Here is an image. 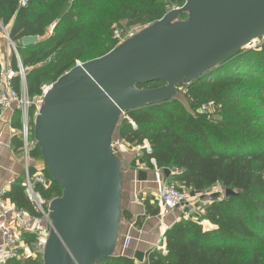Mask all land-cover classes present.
<instances>
[{"label":"trees","instance_id":"1","mask_svg":"<svg viewBox=\"0 0 264 264\" xmlns=\"http://www.w3.org/2000/svg\"><path fill=\"white\" fill-rule=\"evenodd\" d=\"M182 3L184 0H29L21 5L20 0H0V33L7 28L17 44L27 69V93L34 96L83 60L101 35L113 37L122 22L128 27H146L167 13V5ZM28 35H38L40 41L24 47L22 38ZM117 44L113 38L96 57ZM248 77L259 87H252ZM263 84L264 44L260 49L236 52L187 85L190 109L174 98L126 113L136 127L124 122L120 137L134 145L147 140L151 150L144 149L145 157L154 158L161 169L177 168L176 180L182 188L206 191L219 183L234 191L212 199L200 219L174 223L165 233L166 250L149 251L146 264H264V115L245 103L247 98L264 97ZM150 85L155 88L163 83L144 87ZM210 101L217 106L215 112H201V106ZM16 119L20 129L19 112ZM15 142L22 145L18 137ZM31 156L42 158L38 146ZM31 171L37 172L33 165ZM42 172L50 184H39L37 189L47 200L59 197L61 188L52 182L45 166ZM24 179L14 183L8 197L34 212ZM144 203L146 215L160 212L148 200ZM124 217L130 214L124 211ZM203 219L216 228L205 230ZM13 264L41 263L25 258L15 259ZM102 264L136 263L116 254Z\"/></svg>","mask_w":264,"mask_h":264},{"label":"water","instance_id":"2","mask_svg":"<svg viewBox=\"0 0 264 264\" xmlns=\"http://www.w3.org/2000/svg\"><path fill=\"white\" fill-rule=\"evenodd\" d=\"M264 36V0H185L108 53L76 64L46 91L34 137L62 193L41 264H102L120 241L123 165L112 148L128 111L173 100ZM38 35L22 38L29 47ZM160 87L147 88L151 83ZM164 173L170 177L171 170ZM234 194L231 188L225 195Z\"/></svg>","mask_w":264,"mask_h":264},{"label":"built area","instance_id":"3","mask_svg":"<svg viewBox=\"0 0 264 264\" xmlns=\"http://www.w3.org/2000/svg\"><path fill=\"white\" fill-rule=\"evenodd\" d=\"M29 0H20L21 5H26ZM185 3V0H184ZM182 4L167 5V12L179 10L184 6ZM135 28V27H133ZM5 29V28H3ZM115 28L114 39L118 44L123 43L129 38L135 36L139 31L127 33L123 37L124 30ZM6 33L8 45L13 49V61H6L5 57L0 58V115L6 111H17L20 113L19 138L22 141L21 150L23 160L25 162V179L23 187L27 199L33 205L34 212L25 207H19L10 198L0 195V262L5 263L11 259L23 260L32 258L40 263L43 262V255L46 244L50 238L52 224L50 219V204L53 200H47L37 189L39 184L48 186L50 180L43 172L37 171L32 173L31 156L32 149L37 146L34 137L35 120L43 104L46 91L52 84L43 86L41 93L30 96L27 93V69L24 67L20 52L15 42ZM264 44V36L255 40L251 48L260 49ZM15 63V66H14ZM17 81V82H16ZM16 83L18 88H16ZM217 108L213 101L205 103L201 106V112L213 113ZM129 122L136 127L135 123L129 119ZM131 145L125 139L120 137L119 133L115 134L112 141V148L116 155L124 161V148ZM137 151L143 149L151 150L149 142L144 140L143 144L135 147ZM151 163L155 166L156 181L158 184L157 205L163 211L177 212L182 210L187 219H200L203 215L201 210H196L195 199L205 198V205L202 210L212 201V199H221L225 196L226 190L221 184L218 188L214 185L206 191H196L195 198H192L188 190L182 188L180 182L176 180L179 173L177 168H169L171 170L170 177L164 173L165 169L157 166L156 160L151 158ZM214 197V198H213ZM188 207L192 210L185 211ZM194 208V209H193ZM191 209V208H190ZM133 242V236L127 234L122 241L121 255L126 252Z\"/></svg>","mask_w":264,"mask_h":264},{"label":"crops","instance_id":"4","mask_svg":"<svg viewBox=\"0 0 264 264\" xmlns=\"http://www.w3.org/2000/svg\"><path fill=\"white\" fill-rule=\"evenodd\" d=\"M52 30L50 33H52ZM1 39L2 35L0 36V58L5 57L6 61H13L11 50L9 51L6 43ZM17 114V111H6L0 115V195L6 198H9L8 194L14 183L25 178V162L21 146H17L15 142L17 137L19 138V128L16 126ZM123 155L122 176L125 172L129 179V192L125 211L130 214V217H124L121 222L118 254H121L124 236L131 234L133 242L131 247L123 254L132 258L136 264H146L149 251L154 249L166 250V231L177 221L187 218L182 210L169 212L162 211L160 208L157 215H146L145 200L158 206V184L155 166L151 163V159L149 160L142 153L134 154L133 152L129 157H127V153ZM32 165L37 171L42 172L44 168L43 159H34ZM203 212L205 213V210ZM138 219L140 220L137 221ZM201 223L205 230L216 228L206 219H203ZM1 240L0 234V243ZM14 261L15 259H11L5 263L0 262V264H13Z\"/></svg>","mask_w":264,"mask_h":264},{"label":"rangeland","instance_id":"5","mask_svg":"<svg viewBox=\"0 0 264 264\" xmlns=\"http://www.w3.org/2000/svg\"><path fill=\"white\" fill-rule=\"evenodd\" d=\"M121 29L124 30V33H122L123 37L126 36L127 33H132V32H137L139 30H141L142 28L144 27H128L126 22H122L121 24ZM53 26L50 28L49 30V34H50V31L52 30ZM120 29V31H121ZM4 30L8 32V29H2L1 33H0V36L2 35V39L4 40V42L6 43L7 45V48L9 49V51L11 50V53L14 54V51L13 49L8 45V41H7V38H6V33L4 32ZM114 35V34H113ZM114 38L113 37H108V36H104V35H101L97 40L96 42L94 43V45L87 49V51L85 52V56H84V59L83 60H79L77 61L76 64L78 63H83L85 61H88L90 59H94L101 51H104L107 47H109V45L111 44V41L112 39ZM1 39V40H2ZM17 45V44H16ZM117 46V45H116ZM249 49L247 50H244V51H248ZM247 79H249V83L252 84V87H259V85H257L255 82V80H252L253 77H248ZM49 84H53V83H49ZM147 88H154L152 85L148 86ZM262 89H264V84L262 85L261 87ZM187 89H188V86L187 85H183V86H180L178 87V90L176 92V97L188 108L190 109V101L188 99V97L186 96V93H187ZM248 105H251V107H253V111L257 112V113H262V115H264V97L263 98H256V99H253V98H247L245 100ZM216 116V118L218 117L217 114H214ZM129 116L127 114H124L122 115V117L120 118V121H119V126H118V130H117V134L119 133V128L120 126L126 122V121H129ZM263 127H264V118H263ZM150 145V143H149ZM136 146L138 145H134V144H131V145H128L127 148H124V153H127V157H129L131 154H134L135 153H142L143 155H145L144 153V149L142 151H137L136 150ZM33 162V160L31 161V163ZM44 162V161H43ZM218 188L219 184L216 185ZM222 186V185H220ZM223 187V186H222ZM224 188V187H223ZM226 190V189H225ZM128 192H129V179H128V175L124 172V176H123V186H122V203H121V207H122V214H121V222L124 220V211H125V208L127 206V197H128ZM189 193L191 194V196H193L192 198H195V195L198 193L196 191H192V190H189ZM214 198V197H213ZM205 198H201V199H195L194 201V205H195V208H197L196 210H201L202 213L203 212V208H204V205H205ZM191 208V209H190ZM194 209V208H193ZM188 210H192V207H188L185 211H188ZM183 220V219H181ZM119 245H120V241H119ZM263 252H264V246H263ZM119 253V247L116 251V254Z\"/></svg>","mask_w":264,"mask_h":264},{"label":"flooded vegetation","instance_id":"6","mask_svg":"<svg viewBox=\"0 0 264 264\" xmlns=\"http://www.w3.org/2000/svg\"><path fill=\"white\" fill-rule=\"evenodd\" d=\"M162 86V85H161ZM160 87V86H159Z\"/></svg>","mask_w":264,"mask_h":264}]
</instances>
